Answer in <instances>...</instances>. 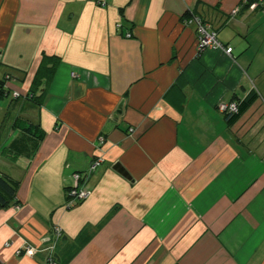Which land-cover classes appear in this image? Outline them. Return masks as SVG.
I'll list each match as a JSON object with an SVG mask.
<instances>
[{
  "label": "crops",
  "instance_id": "1",
  "mask_svg": "<svg viewBox=\"0 0 264 264\" xmlns=\"http://www.w3.org/2000/svg\"><path fill=\"white\" fill-rule=\"evenodd\" d=\"M100 1L0 0V173L21 202L0 210V260L46 264L59 227V264H264L263 5ZM188 11L233 53H199ZM44 55L59 62L37 103ZM254 95L229 125L219 105ZM96 157L90 196L66 208Z\"/></svg>",
  "mask_w": 264,
  "mask_h": 264
},
{
  "label": "built area",
  "instance_id": "2",
  "mask_svg": "<svg viewBox=\"0 0 264 264\" xmlns=\"http://www.w3.org/2000/svg\"><path fill=\"white\" fill-rule=\"evenodd\" d=\"M248 0H244V3H247ZM101 5L106 4V0L99 2ZM263 5L264 7V0H257L253 2L250 6L251 9H256L259 6ZM238 13V10L234 11V14ZM187 26H195L196 31L198 34V51L202 53L207 48H220L224 50L227 54L231 55L233 53L232 47H223L221 43L217 39V32L212 28V26L203 21V19L199 16L192 15L188 17L185 21ZM128 37L131 35L128 34ZM73 78H77L78 75L76 72L72 73ZM1 88V87H0ZM219 110L224 114H238L239 112V105L236 102L230 103H221L219 105ZM133 133L135 130L134 128H130L129 130ZM98 144L103 146L105 144V138L100 136L98 138ZM103 163L102 157H96L86 172H77L73 175V185L67 192V202L66 208H73L77 206L80 202L86 200L91 191L87 188V181L90 176L97 170L99 166ZM19 208V206L17 207ZM55 238L51 245L46 249L47 251V262L46 264H59L56 260V249L58 245V241L63 237V231L61 228L56 227L54 229ZM39 252V249L33 245L27 244L23 247L22 250L18 251V255H25L27 257L33 258Z\"/></svg>",
  "mask_w": 264,
  "mask_h": 264
},
{
  "label": "trees",
  "instance_id": "3",
  "mask_svg": "<svg viewBox=\"0 0 264 264\" xmlns=\"http://www.w3.org/2000/svg\"><path fill=\"white\" fill-rule=\"evenodd\" d=\"M257 0H248L247 3L243 6V9L250 8L251 4ZM192 15H195L193 12L188 11L184 16L190 17ZM59 62L58 57H50L47 55L43 56L42 63L40 66V69L35 77V80L33 82V86L31 88V91L28 92L27 98L30 100H33L37 103L41 101V97H43V93L40 96H37V93L40 92L43 88V82H47L50 80V78L53 76L54 72L57 69V64ZM0 99L4 98L6 95H9V90L6 88V81L0 80ZM255 95L251 96L247 100L237 103L239 105V112L238 114L230 115L225 114L227 123L229 125L234 124L238 121V119L242 116V114L253 104L255 100ZM39 101V102H38ZM44 137V134H42L41 138ZM15 148V149H14ZM18 149H21V151H17ZM27 147H6L3 152L12 157L13 159H17L21 156H29V158H32L37 153L38 147H35L33 155H29L26 151ZM19 182L16 180H13L9 176L3 175L0 173V210L6 209L11 206L18 207L21 206V202L18 199L17 195V189H18Z\"/></svg>",
  "mask_w": 264,
  "mask_h": 264
},
{
  "label": "water",
  "instance_id": "4",
  "mask_svg": "<svg viewBox=\"0 0 264 264\" xmlns=\"http://www.w3.org/2000/svg\"><path fill=\"white\" fill-rule=\"evenodd\" d=\"M121 111L118 112V114L120 113ZM118 117V116H117ZM115 170H117L118 172H120L122 175H124L125 177L127 178H131L130 175L127 173V171L120 165V164H117L115 165L114 167ZM0 264H5L2 260H0Z\"/></svg>",
  "mask_w": 264,
  "mask_h": 264
},
{
  "label": "rangeland",
  "instance_id": "5",
  "mask_svg": "<svg viewBox=\"0 0 264 264\" xmlns=\"http://www.w3.org/2000/svg\"><path fill=\"white\" fill-rule=\"evenodd\" d=\"M5 139H6V135H5L4 131H1V133H0V142H3Z\"/></svg>",
  "mask_w": 264,
  "mask_h": 264
}]
</instances>
